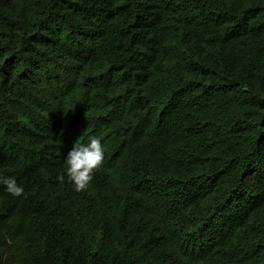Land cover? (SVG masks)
I'll list each match as a JSON object with an SVG mask.
<instances>
[{
  "label": "trees",
  "instance_id": "trees-1",
  "mask_svg": "<svg viewBox=\"0 0 264 264\" xmlns=\"http://www.w3.org/2000/svg\"><path fill=\"white\" fill-rule=\"evenodd\" d=\"M0 176V264H264V0H0Z\"/></svg>",
  "mask_w": 264,
  "mask_h": 264
},
{
  "label": "clouds",
  "instance_id": "clouds-1",
  "mask_svg": "<svg viewBox=\"0 0 264 264\" xmlns=\"http://www.w3.org/2000/svg\"><path fill=\"white\" fill-rule=\"evenodd\" d=\"M104 153V146L96 136H89L84 143L77 141L64 157L65 174L58 175L56 179L63 183L67 178L74 191H84L92 181L95 171L103 164ZM0 186L14 197L25 194L23 185L15 177L0 176Z\"/></svg>",
  "mask_w": 264,
  "mask_h": 264
}]
</instances>
